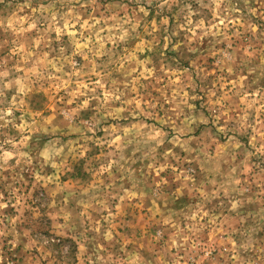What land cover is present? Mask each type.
Returning <instances> with one entry per match:
<instances>
[{"label": "rangeland", "instance_id": "rangeland-1", "mask_svg": "<svg viewBox=\"0 0 264 264\" xmlns=\"http://www.w3.org/2000/svg\"><path fill=\"white\" fill-rule=\"evenodd\" d=\"M0 264H264V0H0Z\"/></svg>", "mask_w": 264, "mask_h": 264}]
</instances>
